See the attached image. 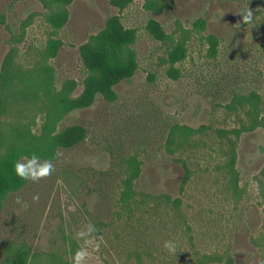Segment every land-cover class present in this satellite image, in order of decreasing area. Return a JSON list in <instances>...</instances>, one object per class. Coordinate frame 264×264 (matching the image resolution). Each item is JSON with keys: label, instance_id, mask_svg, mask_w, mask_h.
Masks as SVG:
<instances>
[{"label": "rangeland", "instance_id": "obj_1", "mask_svg": "<svg viewBox=\"0 0 264 264\" xmlns=\"http://www.w3.org/2000/svg\"><path fill=\"white\" fill-rule=\"evenodd\" d=\"M247 7L253 16L242 19ZM180 28L190 37L175 70L157 36ZM122 40H133L136 65L121 57ZM108 67L117 72L96 75ZM44 78L61 98L55 136L67 146L49 175H16L22 185L6 195L16 143L44 118L40 110L31 122L35 113L20 116L17 104L43 106ZM252 91L264 115V0H0V264H77L81 248L79 264H195L215 254L222 259L210 264H264V125L231 135L237 188L225 169L231 141L218 133L247 123L246 108L228 105ZM174 125L201 132L177 148ZM129 157L135 194L123 207ZM89 224L96 231L78 237ZM19 243L26 257L10 249Z\"/></svg>", "mask_w": 264, "mask_h": 264}, {"label": "trees", "instance_id": "obj_2", "mask_svg": "<svg viewBox=\"0 0 264 264\" xmlns=\"http://www.w3.org/2000/svg\"><path fill=\"white\" fill-rule=\"evenodd\" d=\"M163 9V5L160 4L159 6L154 7L155 12L160 13ZM55 26V25H54ZM55 29L56 26H55ZM182 32V33H181ZM56 34V32H53ZM153 33V32H152ZM181 33V34H180ZM180 36H176L175 34H166L162 33L158 39H160L163 43L168 44V51L167 56L163 58L164 63L170 64V69H175V63L183 60L186 54V42L189 39L190 35H187L188 32L180 28ZM186 34V35H185ZM155 35V34H154ZM207 43L211 47L215 48L217 45V41L212 36H207L206 38ZM215 41V42H214ZM131 43L133 40H122L119 52L123 60L130 62L131 64H135V52L131 48ZM53 44V40H47L46 47L39 51V62L34 67L42 66L44 62H46V55ZM217 52V51H216ZM210 57H216V53L213 52L210 54ZM134 65V66H135ZM176 70V69H175ZM117 71L113 68H106L102 74H100L97 70L95 71L96 75L102 76V78L110 77L114 75ZM118 80L115 79L113 84ZM50 82L48 80L40 79L39 81V90L43 94V100H46L43 106H39L38 108L32 109V104L26 102H19L17 104L18 107L22 108V111L19 112L20 116H25L26 118L29 117L30 113L34 112L32 121L36 119V114L38 115V111H42L44 113L43 122L40 126V132L38 134H31L28 137H23L19 139L16 143L15 148V155L12 159L9 169L10 173L12 174L11 177V186L5 192L11 191L14 188H19L22 184L15 182V172H14V162L18 161L22 157H30L33 153H36L40 156V160H49L52 161L55 158V154L58 148L63 146H67V144H61L57 141L55 136V131L57 124L61 120V110H60V103L61 98L59 97L58 93L51 92ZM259 97L257 96L256 92H250L245 95H238L235 94L233 96V100L231 104L228 105L230 109H236L238 105L246 108L245 115L247 117V123L243 122L240 128H233L231 130H219L220 136L228 138L231 141L232 147L230 148L225 164V169L227 170L228 174H230L229 178V185L232 188H237V174L234 169L235 163V144L232 142L231 135L235 138H238L241 133L247 132L251 130L255 125L262 124L264 125V115H262V108L260 107V103L258 101ZM25 105V106H24ZM19 118V117H17ZM24 121V120H23ZM14 124L27 126L28 122H22L21 119L13 120ZM201 130L199 129H192L186 126L174 125L169 132V140L168 144L171 146L182 147L183 145H187L189 140L195 135V133H199ZM73 142H70V147H72ZM124 171L125 176L121 179V192H120V203L123 207H131L132 201L134 200V189H133V182L135 180L134 174V157H129L124 160ZM3 194L1 198L5 195ZM7 195V194H6ZM168 199L167 196H165ZM10 249L14 250V252H21L25 257L28 254V248L25 244H13L10 246ZM10 255V254H9ZM221 256L218 254L215 255H202L197 256L195 260V264H210L213 262L221 261ZM9 261V258H8ZM33 264V262H30Z\"/></svg>", "mask_w": 264, "mask_h": 264}, {"label": "clouds", "instance_id": "obj_3", "mask_svg": "<svg viewBox=\"0 0 264 264\" xmlns=\"http://www.w3.org/2000/svg\"><path fill=\"white\" fill-rule=\"evenodd\" d=\"M242 19H251L253 12L247 7L244 10H241ZM53 169V164L49 160H44L41 162L40 156L36 153H33L30 157L25 158L22 161L14 162V172L17 176L25 180L36 181L43 176H47ZM38 197H34L36 199ZM96 231L95 226L89 224L86 230H82L78 233V237L85 238L90 235L92 232ZM164 247L171 252L177 253V244L173 240H166L164 242ZM75 259L77 264L83 260L86 256V250L81 248L75 252Z\"/></svg>", "mask_w": 264, "mask_h": 264}]
</instances>
